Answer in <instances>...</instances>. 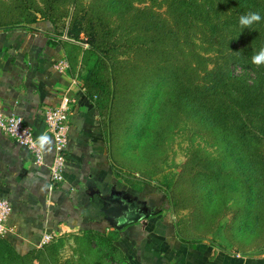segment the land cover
Masks as SVG:
<instances>
[{"label":"rangeland","instance_id":"374dc122","mask_svg":"<svg viewBox=\"0 0 264 264\" xmlns=\"http://www.w3.org/2000/svg\"><path fill=\"white\" fill-rule=\"evenodd\" d=\"M194 1L209 10V16L193 21L183 19L172 0H59L55 4L51 0H0V28L32 26L27 22L28 17L39 15V8L50 12L54 7L51 12L59 18L55 27L62 33L60 36L68 40L67 28L78 31L79 37L70 36L69 41L81 48L89 47L90 32L97 38L101 29L110 30V40L115 39L113 50L118 61L115 70L119 77L112 137L119 175L145 174L151 187L166 196L169 209L161 206L157 210L169 214L175 222L182 219L181 229L176 225L180 239L197 236L198 241L226 249L233 255H264V141L252 147L263 160V167L258 165L259 172L255 175L244 161L248 153H239L223 136L216 139L213 133L218 132L211 127L210 119L187 100H177L179 105H173L174 112L171 109L173 114L168 115L170 121L160 130L154 125L157 118L154 108L160 101L167 105L175 103L173 98L168 100L170 82L158 79L147 84L140 80V74L148 75L162 57L183 70L188 87L198 84L200 89H207L211 80L229 73L235 77L231 87L237 96L261 98L263 105L264 65L252 64L251 58L264 46V0ZM243 9L259 12L260 23L242 28L239 17L246 14ZM130 19L150 25L136 30ZM158 30L178 39L167 44V50L159 58L154 54L153 58L138 56L132 45L125 42L133 35L141 41L147 32ZM116 38L123 39V44L116 43ZM68 68L67 62V72ZM87 68L89 65L78 64L74 78L80 82L79 75H84ZM158 75L165 74L156 71L155 76ZM142 91L148 99L147 105L137 103L138 92ZM152 107L147 122L140 123L139 113L151 111ZM167 114L169 108L165 120ZM196 127L200 134L195 133ZM223 150L227 156L221 154ZM190 158L194 167L188 169L183 164ZM211 159L216 172L220 166L229 167V176L219 172L208 174L204 182L201 172H206L207 160ZM163 174L174 178L176 184L169 189L160 186L158 179ZM245 181L252 186L249 190L243 184ZM126 203L129 205L126 215H138L134 202H122Z\"/></svg>","mask_w":264,"mask_h":264},{"label":"crops","instance_id":"0c3cea01","mask_svg":"<svg viewBox=\"0 0 264 264\" xmlns=\"http://www.w3.org/2000/svg\"><path fill=\"white\" fill-rule=\"evenodd\" d=\"M49 30L48 23L0 28V109L19 114L27 124L39 128L44 108L57 105L63 94L75 99L69 115L63 180L54 189L48 168L53 159L50 134L42 133L51 141L43 148L44 164L34 165L28 149L0 131V199L11 205L8 224L15 234L6 239L16 252L38 248L45 231H56L53 242L58 249L47 264L96 263V255L82 248L87 246L86 233L109 234L117 219L122 228L115 244L126 264H264V255H233L193 237L180 239L176 222L162 211L145 218L146 212L157 207L169 209L166 196L150 185L137 191L119 175L110 122L102 118L76 77L56 68L66 58L58 41L62 37ZM114 194L134 202L138 215H126L127 203L122 204L120 217L100 213L95 203ZM93 244L88 243L89 247ZM31 264L41 263L36 259Z\"/></svg>","mask_w":264,"mask_h":264},{"label":"trees","instance_id":"16d2710c","mask_svg":"<svg viewBox=\"0 0 264 264\" xmlns=\"http://www.w3.org/2000/svg\"><path fill=\"white\" fill-rule=\"evenodd\" d=\"M53 4L59 0H51ZM174 7L180 11V15L183 19L191 20L199 19L202 16H209V10H207L203 5L201 6L198 2L194 0H172ZM55 8L52 7L53 11ZM40 14L33 15L28 17L27 22L31 24L45 23L51 26V30L56 35H62L55 26H57L58 17L53 14L51 11L42 10L39 8ZM244 13H248L249 10L243 9ZM130 24L133 25L136 30L140 28H145V25H150L146 21H143L142 24L136 22L133 19L129 20ZM47 27V26H46ZM78 31H73V29L67 28L65 32L68 40L59 39L63 49L64 56L69 64L68 73L70 76H76L78 73V64L89 65L87 71L84 75L80 76L81 86L85 88L86 95L95 101V105L100 111L103 119H108L110 122V134L111 140L114 133V122L116 120L115 115L117 116L118 110V83L119 77L115 67L118 65V61L114 56V38L110 40V30L101 29L100 33L96 38L95 33L90 32L89 34V47L81 48L77 44L69 41L70 36L78 38ZM64 34V33H63ZM243 35V34H242ZM247 36V34H245ZM178 41L176 36L169 37L167 32L163 31H153L147 32L144 38L140 39L133 35L128 38L125 42L128 45H132L136 55L145 56L147 58H153L152 54L156 55L155 58L162 56L167 50V44H172V41ZM123 39H117L116 43L123 44ZM113 53V56H109V53ZM165 56V55H164ZM93 60V62H92ZM154 66L148 73L140 74V80L147 81V84H150L154 80H164L165 82H170V99H175V103L159 102L154 108V115L157 116L154 119V125L164 127L168 121V115L172 116L174 110L172 106L177 107L179 104L177 100H187L188 102L194 104L198 109H200L207 117L210 119L209 123L212 128H215L218 132L213 133V136L216 139H221L223 136L228 142H231L235 149L239 153L246 151L248 153L246 159L244 160L249 171L256 175L257 170L259 172L258 165L263 167V160L260 154L253 151V148L259 141H264V103L262 105L261 98H255L254 96H237L231 87V81L235 80V77L229 75H219L209 82L207 89H200L198 84L190 85L189 87L186 84H189L183 70L178 68L176 65L168 63L166 59L159 58ZM114 68V74L112 69ZM158 73L161 71L165 75L155 76L154 71ZM116 72V74H115ZM186 83V84H185ZM138 85V84H136ZM139 100L137 103L147 105L148 99L142 92H138ZM147 93V91H146ZM135 107L137 105L135 104ZM138 108V107H137ZM169 108V114L166 115V120L164 114ZM173 112H172V110ZM153 112V107L151 111H141L140 114V123L144 124L149 119L150 114ZM198 124V123H197ZM199 127V125H198ZM195 133L199 131V128H194ZM200 134V131L198 132ZM159 135V132H156ZM162 136H160V139ZM157 139V138H156ZM222 155L227 156V153L224 150L221 152ZM193 158V156L191 157ZM186 161L183 166L190 169L193 166L192 159ZM211 160H207L208 165L206 167V172H201L203 181L205 182L208 178V174L214 175L215 173H220L223 176L230 174V168H224L220 166L218 172L212 168ZM194 168H192L193 170ZM186 168H183V171ZM182 171V172H183ZM199 173V172H197ZM260 174V173H259ZM144 175V176H143ZM122 176L126 181H128L135 190H142L143 187L150 185L145 174L140 176L135 175L133 172L125 173ZM218 177V176H214ZM218 179V178H214ZM158 181L159 184L165 188H171L174 186L175 179L168 178L166 174L160 176ZM247 190L252 186L249 181L243 182ZM151 186V185H150ZM251 191V190H250ZM119 195L122 200L114 199L113 206L120 209L122 202L124 200L123 195ZM115 198V197H114ZM109 198L102 197L101 202L95 203V206L98 207L100 213L105 216L114 217L113 211L107 213L106 202ZM175 205V204H174ZM176 206V205H175ZM160 214L159 210L157 211H148L145 214V218L154 217ZM116 217V216H115ZM177 227L181 229L182 219L178 218L176 222ZM122 226H115L114 230L109 234L94 232L86 233V244L83 245V250L92 251L96 255V263L92 264H126V258L122 253L120 247L115 244V240L118 238L119 231ZM193 237V240H197V236H188L187 238ZM94 242L92 247H89L88 243ZM57 244L49 242L48 244L38 247L31 248L24 254H19L16 252L15 248L10 244L6 238L0 237V264H31L34 260L40 261L41 264H47L49 260L54 258L50 257L53 253L57 251ZM50 257V258H49ZM84 261V260H83ZM88 260H85V262ZM68 262V261H65ZM61 264V262L59 263Z\"/></svg>","mask_w":264,"mask_h":264},{"label":"built area","instance_id":"2783aa9c","mask_svg":"<svg viewBox=\"0 0 264 264\" xmlns=\"http://www.w3.org/2000/svg\"><path fill=\"white\" fill-rule=\"evenodd\" d=\"M56 68L64 73L67 69V61L61 59ZM75 82L80 83L79 80ZM75 102L74 97L63 94L60 102L54 106H48L43 110L44 131L52 138L53 159L49 164L50 187L56 188L63 180V172L66 164L67 133L69 127V115ZM0 131L26 147L30 153L34 165L44 164L43 149L39 147L38 140L34 135V128L24 121V118L14 112L0 109ZM11 213V205L7 199H0V237L6 238L14 235L15 230L8 224ZM57 235L56 231H45L40 239L38 247L51 242Z\"/></svg>","mask_w":264,"mask_h":264},{"label":"clouds","instance_id":"9594fccd","mask_svg":"<svg viewBox=\"0 0 264 264\" xmlns=\"http://www.w3.org/2000/svg\"><path fill=\"white\" fill-rule=\"evenodd\" d=\"M262 17L259 12H248L239 17V25L242 28H251L253 25L260 23ZM252 64L256 66L264 65V46L260 47V49L255 52V54L251 58ZM51 141L47 136H41L38 140L39 147L43 149L45 145L50 144Z\"/></svg>","mask_w":264,"mask_h":264},{"label":"water","instance_id":"95a60500","mask_svg":"<svg viewBox=\"0 0 264 264\" xmlns=\"http://www.w3.org/2000/svg\"><path fill=\"white\" fill-rule=\"evenodd\" d=\"M44 127H45V123L43 121L42 125L39 128H34V135H35L36 138H39L42 135V133L44 131ZM114 199L122 200V198L119 195H116V194H114L113 196L109 197L108 201L106 202L107 213L113 211L114 216L120 217V216H122L121 213H120V209L112 206ZM113 224H115V226H120L119 223L117 222V219H115V222L113 221Z\"/></svg>","mask_w":264,"mask_h":264},{"label":"flooded vegetation","instance_id":"af4514ba","mask_svg":"<svg viewBox=\"0 0 264 264\" xmlns=\"http://www.w3.org/2000/svg\"><path fill=\"white\" fill-rule=\"evenodd\" d=\"M112 206H113V205H112ZM122 209H124L123 206L120 207V213H123V212H122Z\"/></svg>","mask_w":264,"mask_h":264}]
</instances>
